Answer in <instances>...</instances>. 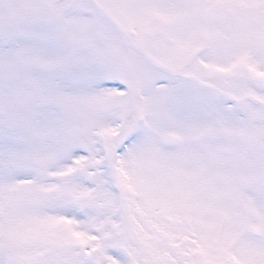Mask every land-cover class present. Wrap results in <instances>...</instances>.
I'll return each mask as SVG.
<instances>
[{"label":"snow or ice","instance_id":"1","mask_svg":"<svg viewBox=\"0 0 264 264\" xmlns=\"http://www.w3.org/2000/svg\"><path fill=\"white\" fill-rule=\"evenodd\" d=\"M0 264H264V0H0Z\"/></svg>","mask_w":264,"mask_h":264}]
</instances>
